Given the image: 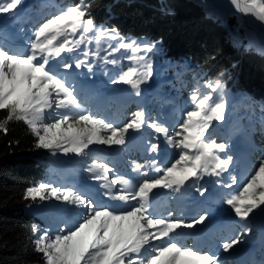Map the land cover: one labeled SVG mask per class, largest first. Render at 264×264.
<instances>
[{
	"label": "rangeland",
	"instance_id": "obj_1",
	"mask_svg": "<svg viewBox=\"0 0 264 264\" xmlns=\"http://www.w3.org/2000/svg\"><path fill=\"white\" fill-rule=\"evenodd\" d=\"M42 1L20 0L11 13H0V44L13 51H27L30 48L34 32L48 19L62 11L55 9L44 11L41 6ZM193 1L200 5L201 10L218 27L224 29L222 32L216 30V34L222 35V41L226 42L229 38L231 46L239 44L251 46L256 53L264 55V22L251 14L237 11L231 0ZM67 38L69 41L78 39L79 32L68 35ZM62 40L63 37H59L57 42ZM88 40H91V43ZM131 40L133 39H125V42ZM118 43V40L108 38L100 41V57L92 55L87 57V60L92 62L91 71L86 66L75 67L77 60L85 59L84 50L89 52L97 50L96 41L91 38V34L76 51L62 52L59 57L50 59L48 65L54 72L66 77L74 89V94L80 102V108L74 109V113L83 111V114L92 115L95 119H103L106 123L111 122L114 126L120 127L132 121L136 112L145 114L144 122L139 129L130 128L124 134V144L89 145L91 152L90 155L85 156L84 162L78 160V156L74 153L65 155L57 152L56 155L51 156V161L55 162V167L60 172L78 161L77 174L63 177L61 183L74 182L75 188L79 189L93 206L98 209L107 207L117 212L130 210V207L137 202L111 199L105 194L108 189L101 187L105 181L94 179V173L88 171L89 166L94 160L97 163L107 164L110 169L109 181L123 177L136 184L141 179L139 173L134 170L137 165L143 166L139 169L140 173L158 178L162 173L157 172L156 167H170L179 158L180 149L174 148L163 133H157L149 125L156 123L158 126H165L168 134L173 135L186 118V112L195 110L191 101L192 93L184 96L181 102L180 95L168 89L172 78L167 76L165 70L170 64L163 60L159 53L154 50L148 52L143 49V45H140L142 50L137 55L144 56L143 61L129 60L127 57L132 53L128 49H120L109 56L111 49L108 45L117 46ZM104 56H108L109 60L116 59L117 63L115 65L105 63L102 59ZM147 63L151 64L152 74L140 84L137 95V90L131 85L119 81V76L130 66H136L140 72H146ZM65 64H70L72 67L65 68ZM190 81L192 91L197 87L200 88L202 95L211 91L204 87L205 84L198 83L194 76L190 77ZM241 98L240 94L233 96L229 91L223 90L225 119L211 121L204 133L206 142L215 137L216 143L226 145L225 150L218 152V155L221 159L231 157L228 169L220 176L208 174H201L199 178L190 176L180 192L156 188L150 194L148 213L152 218L166 219L173 223L180 222V227L170 233L169 237L178 245L186 246L198 255L214 254L217 264H264V204H257L248 216L242 219L227 203L228 199L243 191L247 180L264 161V110L258 109L256 112L244 110L242 114H237L236 108H239V105L236 102L242 100ZM150 108L153 109L152 114L147 113ZM231 127H234V130L231 131ZM152 144L157 145L156 150H152ZM233 177L236 178L235 183ZM120 187L116 185L112 190L116 191ZM259 191L257 189V193ZM44 196L48 209L63 206L70 214L74 211H82V214L73 218L74 221L80 219L82 222L87 215L86 209L78 204L62 198L56 199L51 193ZM256 199H260L258 194ZM247 203L248 201L242 202V206ZM201 216L204 217L202 221ZM156 228L149 231L155 232ZM58 232L53 233L52 236L54 237ZM237 238L238 243L224 250L225 243ZM168 239L151 240L149 252L152 253L154 247L160 246ZM183 259L190 260L192 264H201L195 260V257Z\"/></svg>",
	"mask_w": 264,
	"mask_h": 264
},
{
	"label": "snow or ice",
	"instance_id": "obj_2",
	"mask_svg": "<svg viewBox=\"0 0 264 264\" xmlns=\"http://www.w3.org/2000/svg\"><path fill=\"white\" fill-rule=\"evenodd\" d=\"M19 3L20 0H0V13H11ZM231 3L237 11L251 14L264 22V0H231ZM86 15L83 4L62 10L34 32V39L27 51H13L0 44V110H7L6 117L0 120V130L7 132L10 121H23L37 137L36 147L48 149L52 155L62 152L65 155L74 153L77 156H87L90 155L89 145L92 144L122 145L128 129H139L144 122L143 112H136L134 119L123 127L106 123L103 119H95L92 115L83 114V111L74 113V109L80 108L74 89L66 77L48 67L50 59L59 57L62 52L76 51L89 34L96 41L97 50H84L85 59L77 60L76 68L86 66L91 71L92 62L87 57H100L99 44L104 38L119 41L117 46L108 45L111 49L109 56L120 49H128L132 53L127 57L129 60H145L144 56L137 55L142 50L139 42H125L118 30L97 26L92 19H86ZM77 32L79 38L69 41L68 35ZM59 37H63L62 42H57ZM88 42L91 43V40ZM155 47V44L143 43V49L148 52ZM102 59L105 63H117L116 59L109 60L108 56ZM64 67L71 68L72 65L65 64ZM145 67L147 71L140 72L138 67L130 66L127 71H122L119 81L131 85L139 95L140 84L152 74L151 64L147 63ZM204 87L211 91L202 95L199 87L193 90L191 101L195 110L186 112V118L173 135L168 134L165 126H158L156 123L149 125L157 133H163L174 148L180 149L179 158L170 167H156L155 170L162 173L158 178L140 173L139 169L143 166L137 165L134 170L141 179L136 184L123 177L109 181L110 169L107 164L94 160L89 166L88 171L94 173V179L105 181L101 187L108 189L105 194L111 199L137 202L130 210L117 212L107 207L98 209L82 194L72 190L62 191L44 183L28 190L26 198L34 200L39 196L43 200L45 197L42 192L50 190L56 199L62 198L78 204L87 212L74 230L70 228L65 232L61 229L54 237L45 231L36 240V249L43 254L45 264H192L190 260L183 259L185 257H195L201 264H217L214 254L198 255L169 237L170 233L180 227V222L154 219L148 213L150 194L154 189L166 188L180 192L190 176H220L228 169L231 157L221 159L218 155V152L225 150L226 145L214 140L206 142L204 139L205 130L211 121L225 119L224 85L217 79L207 81ZM216 93L219 95H214ZM151 147L156 150L157 145L152 144ZM232 180L233 183L236 182L235 177ZM116 185L121 187L113 191ZM257 189L260 190L259 193ZM257 194L259 200L256 199ZM244 201L248 203L242 206ZM227 203L242 219L257 204H264V161L247 180L243 191L232 196ZM203 219L201 216L200 220ZM33 227L34 231L38 230L36 226ZM153 228H156L155 232L149 231ZM163 238L169 239L154 247V251L150 253V241ZM238 242V238L233 239L230 243H225L223 248L228 250Z\"/></svg>",
	"mask_w": 264,
	"mask_h": 264
},
{
	"label": "trees",
	"instance_id": "obj_3",
	"mask_svg": "<svg viewBox=\"0 0 264 264\" xmlns=\"http://www.w3.org/2000/svg\"><path fill=\"white\" fill-rule=\"evenodd\" d=\"M79 4L85 6V18L92 19L95 25L114 28L121 37L140 45L155 44L153 50L170 64L165 70L172 78L168 89L178 93L181 102L193 92L190 77L194 76L203 84L219 79L225 91L233 96L240 94L242 100L236 104L241 109L236 108L237 114L264 110V55L251 46H231L228 37L222 41L216 30L224 29L195 1L43 0L41 6L44 11H61ZM147 113L152 114L153 109ZM6 115L7 110H0V120ZM211 140L217 141L215 137ZM36 143L37 137L23 121H10L7 132L0 130V264H45L43 254L36 249V240L45 231L52 236L60 228L74 230L81 222L74 219L82 211L70 214L63 206L48 209L45 199L26 198L29 189L42 183L82 194L74 182H60L67 175L77 174L78 161L60 172L51 161V151L36 147ZM77 159L84 162L85 156ZM48 193L50 190H44L42 195ZM33 226L38 230L34 231Z\"/></svg>",
	"mask_w": 264,
	"mask_h": 264
}]
</instances>
